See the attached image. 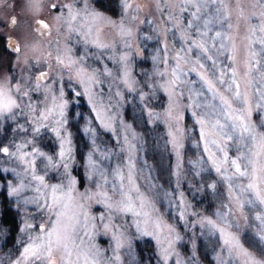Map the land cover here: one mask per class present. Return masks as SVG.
<instances>
[{
  "label": "rangeland",
  "instance_id": "1",
  "mask_svg": "<svg viewBox=\"0 0 264 264\" xmlns=\"http://www.w3.org/2000/svg\"><path fill=\"white\" fill-rule=\"evenodd\" d=\"M102 1L105 6L111 7L103 8L97 0H88V6L89 11L95 9L107 17L96 23L100 28L101 41L111 47L100 50L89 46L90 52L100 56V59L92 57L85 62L90 70H97L99 82L82 85L74 79L71 88L82 93L76 97L68 87V74L64 73L63 80H60L59 70H55L53 92L58 96V89L63 86L65 99L70 101L64 117L67 122L60 129L61 137L69 141L65 150H71L66 162L70 175L77 180L78 193L96 191V182H102V177H106L108 184L105 188L110 194L112 185H123L125 190L139 189V192L132 190L130 194L137 205L138 196L142 195L146 201L144 211L151 216L148 231H154L152 221H161L158 233L141 235L133 220H142L143 217L117 214L113 223L119 226L117 235L122 246L116 247L111 232L105 234L101 230L95 237L94 242L101 249L102 264H245L246 258L235 250L229 251L219 232L207 224V219L220 223L216 215L218 212L227 214L228 221L233 224L230 231L239 236L243 247L257 259L264 260V241L257 235L259 221L254 219L258 209L250 210L245 206L242 215L235 200L230 198V181L226 177L231 174L232 168L226 165L227 173L223 170L222 173L216 172L208 159L209 153L204 150L205 140L201 139L200 125L196 123L205 113L208 120H223L218 111L219 100L212 98L213 93L207 90L201 75L211 78L213 71L219 76L222 70L225 73L222 78L230 83L231 68L235 67L241 91L253 99V105L259 93L264 92V45L249 41L247 25L237 16L236 0H227L232 13L231 29L227 28V22L223 27L216 22L218 4L208 3L202 9L200 19L189 28L188 22L193 20L191 14L195 9L188 6V10L181 13V0H167L166 5L162 0L160 8L164 11L157 8L156 0H128L131 7L126 11L122 0ZM69 2L72 0H0L3 33L7 31L12 35L21 49L19 53L13 51L12 54L2 55L0 76L19 79L21 76L38 75L40 71L47 70L45 60L53 47L62 50L66 46L72 48L74 58L82 53L84 45L76 43L79 37L68 33L63 20L56 19L60 10L51 7L53 3L63 5ZM75 6L82 9L84 4L75 0ZM241 6L245 8V14L252 10L251 0H241ZM13 18L17 21L15 25L11 23ZM37 20H44L49 28L37 31ZM109 20L115 21V24L109 23ZM206 20L212 21L207 28L204 26ZM121 21L124 28L131 31L130 36L119 31ZM197 27L201 32L206 31L207 35L200 36ZM217 32L227 33L232 40L216 37ZM188 36L191 40L187 39ZM193 41H207L208 52L195 47ZM222 44L224 47H221ZM177 53L182 59H177ZM233 55L234 62L230 59ZM123 56L127 59H121ZM213 61H216L215 68ZM51 63L55 68L54 61ZM201 64L204 68L200 67ZM249 68L251 71L245 76ZM137 77H140L142 86L138 85ZM172 81L175 84H171ZM217 88L228 95L225 91L227 83L221 85L217 82ZM31 95L39 109L45 93L33 92ZM47 103L51 105V98ZM32 118L33 114L29 113L27 118L19 117L16 122L5 121L0 125V146L7 145L10 151H15L12 145L32 140L33 143L22 151L38 148L52 155L54 160H59L60 138L51 131L56 126L54 120L45 121L48 128L42 129L36 136L32 132L33 125L29 123ZM253 120L259 122L255 112ZM18 124L24 125L27 131L20 130ZM143 124L145 127H142ZM146 132L155 141L153 155L145 145L149 136ZM174 138L181 147L174 146ZM209 147L216 152L218 159H222L223 154L214 145ZM228 155H236L232 143L229 144ZM35 159L37 172L43 174L45 161L41 157ZM25 168L26 165L15 157L0 153V213L3 201L17 220L13 233L7 231L8 227L0 221L5 229L0 234V264H16L28 234L36 233V229L21 232L25 222H41L42 213L36 212V205L25 203L38 195L35 181H31ZM89 174H92V180L88 179ZM129 175L132 183L129 182ZM63 176V167L49 170L46 181L56 183ZM8 182L12 186L23 184L25 187L17 195L9 196ZM88 209L96 216L105 212L95 199L88 201ZM244 216L248 217L247 221ZM237 223L239 228L235 227ZM165 225L174 231H169ZM143 247L141 259L137 250ZM163 249H168L167 260L164 259Z\"/></svg>",
  "mask_w": 264,
  "mask_h": 264
},
{
  "label": "snow or ice",
  "instance_id": "2",
  "mask_svg": "<svg viewBox=\"0 0 264 264\" xmlns=\"http://www.w3.org/2000/svg\"><path fill=\"white\" fill-rule=\"evenodd\" d=\"M79 2L84 4L82 9L75 6V0L63 5L51 4L53 9L60 10V15L56 19L63 20V25L68 33L79 37L76 43L84 45L83 51L78 57H73L70 47L66 46L63 50L53 47L47 53L45 60L47 70L40 71L38 75L33 77L21 76L19 79L0 76V125L5 121L16 122L19 117L27 118L28 114L32 113L33 118L29 123L33 125L32 132L34 135H40L42 129L48 128V124L44 122L53 119L56 126L52 127L51 131L60 138L59 160H54L52 155L40 151L38 148H33L29 152L22 151L33 143L32 140L12 145L15 151H10V147L7 145L0 146V153L15 157L21 164L26 165L25 172L30 176L31 181H35V191L38 195L31 201H25V203L35 204L36 212L42 213L40 223L32 224L26 221L21 229V232L36 229V233L30 232L28 234L27 242L24 243L16 264H102L101 249L95 244V237L101 233V230L105 234L111 232L116 241V247L122 246L120 236L117 235L119 226L113 223V218L117 214H131L134 218L143 217L142 220H133L137 232L141 235H154L161 230V221L157 219L152 221L154 231H148L147 225L151 216L144 211L146 201L142 195L138 196L139 204L137 205L136 200L130 194L132 190L139 192L138 188L125 190L123 185L119 187L112 185L110 194L109 190L105 188L108 180L106 177H102V182H96V191L89 190L78 193L76 189L77 180L69 173V164L66 161L69 159L71 150H65V144L69 141L61 137L60 129L67 122L64 117L70 101L65 99L63 86L58 89V96L53 92L52 84L55 82V70H59L58 77L60 80H63L64 73L68 74V87L74 96L79 97L82 93L71 88V82L74 79H77L82 85L99 82L96 76L97 70H90L85 63L87 59L92 57H95L96 60L100 59V56L90 52L89 46L100 50L111 47L101 41L100 28L96 23L99 20L107 19V17L95 9L89 11L88 0H79ZM161 2L162 0H156L157 8L164 11V8H160ZM164 2L166 5L167 0ZM208 3L219 5L216 9V22L222 27L227 22V28L231 29L233 27L231 23L232 13L227 0H181V13L187 11L188 6L195 9L191 14L193 20L188 22V27L192 28L194 21L200 19L201 11ZM236 5L238 19H243L247 25L249 41L264 45V0H251L252 10L247 14H245V8L241 6V0H236ZM122 6L126 11L131 7V4L128 0H122ZM169 18H173L171 12ZM108 22L115 24V21L109 20ZM211 22L206 20L204 22L205 28ZM11 23L15 25L16 19L13 18ZM36 24L38 25L37 31L41 28H49V24L44 20H37ZM118 27L123 35H131V31L124 28L123 21ZM197 32L200 36L207 35L206 31H199L198 27ZM216 37H226L229 41L232 40V37L224 32H217ZM187 39L191 40V37L188 36ZM193 44L202 52H208L207 41L202 43L193 41ZM8 47L16 53L21 51L18 44H9ZM221 47L224 45L222 44ZM234 50L235 46L233 45ZM121 59L126 60L127 56H123ZM177 59H182L179 53H177ZM208 59L212 60V57L208 56ZM230 59L234 62L235 56L233 55ZM51 61H54L55 68ZM257 63L259 62L257 61ZM200 67L204 68V64H201ZM215 67L216 61H213V68ZM250 71L251 68L245 72V76L249 75ZM224 74L221 70L219 76L216 75L215 71L212 72L211 78L207 75H201V80L207 90L213 93L212 98L219 100L218 111L223 120H208V114L205 113L196 120V123L200 125V136L202 140H205L204 150L209 153L208 159L212 162L216 172L222 173L223 170L224 173H227L228 167H225L226 165L232 168L231 174L226 177L230 181V198L235 200L242 215L245 206L250 210L258 209L255 211L254 219L259 221L257 235L261 241H264V92L259 93V98L255 99L253 105V99H250L246 92L241 91L237 69L231 68L230 83L222 78ZM108 75H111V72H108ZM217 82L221 85L227 83L225 91L228 95L218 90ZM171 84H175V81H172ZM41 91L45 95L38 109L31 93ZM85 92H88L87 88ZM49 98H51V105L47 103ZM254 112L259 117L258 123L253 120ZM193 115L195 116L196 113ZM17 127L22 131H27L22 124H18ZM208 128L211 131H206ZM230 143L236 148L234 157L228 155ZM209 145H214L217 151L223 154L222 159L217 158L216 152L212 151ZM174 146L181 147L175 138ZM36 157H41L45 161L43 174L37 172ZM89 159L91 160V154H89ZM60 167L64 169L63 178L56 183L47 182L46 177L49 170L55 171ZM4 171H8V169ZM117 174L119 175V172ZM88 179L92 180V174H89ZM129 182L132 183L131 175H129ZM8 187L10 188L8 195L14 196L25 185L12 186L11 182H8ZM92 199H95L98 205H102L105 212L99 216L93 215L88 209V201ZM216 215L219 217L220 223L206 218L207 224L219 232L223 244L227 246L229 251L235 250L239 255L246 258L245 264H264V260L257 259L252 252L244 248L239 236L230 231L233 224L228 221L227 214L218 212ZM244 219L247 221L248 217L244 216ZM165 227H168L169 231H174L168 225ZM235 227L239 228L240 225L237 223ZM4 232L3 225H0V234ZM157 241L159 243L158 236ZM162 253L164 259L167 260L168 249H163Z\"/></svg>",
  "mask_w": 264,
  "mask_h": 264
},
{
  "label": "trees",
  "instance_id": "3",
  "mask_svg": "<svg viewBox=\"0 0 264 264\" xmlns=\"http://www.w3.org/2000/svg\"><path fill=\"white\" fill-rule=\"evenodd\" d=\"M3 49H4V42H3V39L0 38V58L2 57L3 54H5ZM137 80H138V85L142 86L140 77H137ZM142 127H145L144 124L142 125ZM146 135H149L147 140L145 141L146 148L149 150V153L153 155L155 153V148H154L155 141L152 140V137L148 132H146ZM191 198L193 197L191 196ZM0 221L3 225L7 226L8 229H10L12 233L14 232L17 226L16 217L14 213L12 212V210L7 205H5L3 201L1 204ZM144 249L145 248L143 247L137 250V255L141 259L143 258ZM148 249H150L149 245H148Z\"/></svg>",
  "mask_w": 264,
  "mask_h": 264
},
{
  "label": "flooded vegetation",
  "instance_id": "4",
  "mask_svg": "<svg viewBox=\"0 0 264 264\" xmlns=\"http://www.w3.org/2000/svg\"><path fill=\"white\" fill-rule=\"evenodd\" d=\"M60 1H62V0H60ZM106 1H110V0H106ZM97 2H98V5H100V6H102L103 8H108L110 5H108V6H105L104 5V2L102 1V0H97ZM111 7V6H110ZM109 9V8H108ZM4 29L2 28V26L0 25V38H2L3 39V42H4V53L6 54V55H9V54H12V53H14L9 47H8V45L9 44H17V41H16V39L12 36V35H10L7 31H6V34H4L3 31Z\"/></svg>",
  "mask_w": 264,
  "mask_h": 264
}]
</instances>
